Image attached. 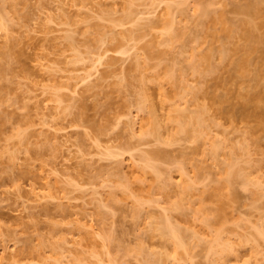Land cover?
Here are the masks:
<instances>
[{
	"label": "rangeland",
	"instance_id": "obj_1",
	"mask_svg": "<svg viewBox=\"0 0 264 264\" xmlns=\"http://www.w3.org/2000/svg\"><path fill=\"white\" fill-rule=\"evenodd\" d=\"M0 264H264V0H0Z\"/></svg>",
	"mask_w": 264,
	"mask_h": 264
},
{
	"label": "bare ground",
	"instance_id": "obj_2",
	"mask_svg": "<svg viewBox=\"0 0 264 264\" xmlns=\"http://www.w3.org/2000/svg\"><path fill=\"white\" fill-rule=\"evenodd\" d=\"M249 111H250V110H249ZM255 111H258V110H256V109L252 110V112H253L252 115H255V116H256V114H254ZM259 111H260V110H259ZM252 112H250V113H252ZM247 113H248V112H246L245 114H247ZM257 113H258V112H257ZM247 115H250V114H247ZM252 115H251V116H252ZM259 115H261L260 112H259ZM259 115H258V116H259ZM252 117H253V116H252ZM252 117H251V118H252ZM257 119H258V118H257ZM172 229H173V228H172ZM172 229H171V230H172ZM176 229H177V228H176ZM179 231H180V230H179ZM173 232L176 233V231H175L174 229H173V231L171 232V234H172ZM178 233H179V232H178ZM178 233H177V234H178ZM174 235H175V234H174ZM174 235H173V237H175ZM178 235H180V233H179ZM176 236H177V235H176ZM175 238H176V237H175ZM176 240H177V239H176ZM224 248H225V247H224ZM221 251H222V250H221ZM221 251H220V252H221ZM220 252H219V253H220ZM223 254H224V253H223ZM223 254H222V255H223Z\"/></svg>",
	"mask_w": 264,
	"mask_h": 264
}]
</instances>
